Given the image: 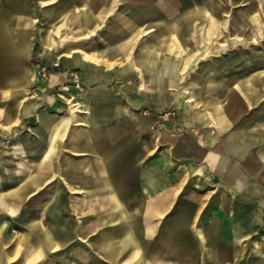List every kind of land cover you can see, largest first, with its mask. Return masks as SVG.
<instances>
[{
    "label": "rangeland",
    "instance_id": "obj_1",
    "mask_svg": "<svg viewBox=\"0 0 264 264\" xmlns=\"http://www.w3.org/2000/svg\"><path fill=\"white\" fill-rule=\"evenodd\" d=\"M71 1L48 0L42 6L41 0H27L38 15L36 55L30 63L32 93L48 83L53 68H60V64L50 67L40 54L41 28L51 26L54 29L62 22L61 18L49 13L64 6L69 14L88 11V8L73 5ZM101 1V22L90 28L92 34L87 37L85 47L75 46V50L84 49L92 59L85 66L81 61L83 54L74 51L73 66L69 69L71 80L58 87L55 95L65 103V114L88 115L91 110L98 109L112 115L115 122L110 125V133L106 134L109 140L102 143L105 145L103 153L108 163L118 164L102 168L110 174L120 203L128 211L134 227L141 236L158 244L159 258L167 262L154 264H205L204 259L208 260L206 264H264V197L253 195L254 185L251 190L230 185L214 172L209 163L190 159L187 153L181 152L188 139L209 148L210 138L217 136V128L212 124H192L193 112L206 111L204 102L192 97L193 88L199 90L201 97L216 96L225 100L227 95L234 93L233 84L227 80L235 70L246 67V74L256 77L264 73V64H258L264 54V38L235 44H229L228 40L233 34V23L240 27L235 16L247 17V12L251 16L254 5L260 0H112L109 4ZM200 7L215 8L221 25L228 28L227 33L217 38L218 44L209 48L208 55L205 53L208 46L197 45L194 54L198 55L186 70H182L183 63H180L174 72H164L165 59L174 56L177 50L173 52L172 47L163 44L171 39L167 34L165 39L161 37V15L167 14L168 23L176 22V26L182 28L184 32L179 34L178 42L185 45L193 43L195 36L205 34L210 25L207 18L189 19L187 10ZM136 20H142L144 27L140 28L136 43H133L139 46V50H144L150 62L149 70L135 62L137 47L134 44L121 53L116 47L118 39L104 37L113 22L128 28ZM254 28L253 24L243 27L239 35L251 33ZM74 30H78L74 35L76 41H82L77 38L82 34L80 26H72L68 33L58 38L60 43L52 52L54 55H65V42L61 40L66 36L71 38ZM219 44L225 46L219 47ZM170 45H173V39ZM158 47L169 51L158 52ZM210 65L214 70L210 71ZM223 105L226 107L228 103ZM261 110H264V96L259 104L238 119L235 127L253 120ZM14 136L13 133H0V141L12 143ZM57 184L59 182L55 180L48 182L41 192L32 195L22 205L32 210L37 206L38 213L51 205L63 208L64 212L56 219L59 231L76 240L67 250L60 251L59 257L70 255L71 250L91 249L84 244L98 237L97 214L79 212L84 203L83 192L79 189L68 188L55 204L52 188ZM158 209L166 213L155 214ZM6 218L11 235L29 233L13 217ZM158 221H161L160 226H157ZM111 227L106 225L107 232ZM197 227L206 238V247L201 245L202 237L198 236ZM83 238H87L86 242ZM161 238L162 241H158ZM217 257L229 261H211ZM61 258L71 260L72 257Z\"/></svg>",
    "mask_w": 264,
    "mask_h": 264
},
{
    "label": "crops",
    "instance_id": "obj_2",
    "mask_svg": "<svg viewBox=\"0 0 264 264\" xmlns=\"http://www.w3.org/2000/svg\"><path fill=\"white\" fill-rule=\"evenodd\" d=\"M103 1L107 4L113 2ZM101 2L72 0L71 4L88 8V11L79 15L74 12L69 14L65 6L49 13L52 17L61 18L63 23L54 29L51 26H47V29L41 28L40 54L50 67L60 64V68H53L48 83L32 93L30 63L36 55L38 33L35 27L38 15L27 0H0V133L15 134L12 143L0 141V264L167 263L159 258L160 253L158 247L156 248L158 244L141 236L134 227L128 211L120 203L110 174L102 168L118 164L108 163L103 153L104 144L109 140L106 134L110 133V125L115 122L112 115L98 109L91 110L88 115L65 114V103L55 95L58 87L71 80L69 69L73 66L74 51L83 54L81 61L85 66L92 59L84 49L75 50V46L85 47L87 37L92 34L90 28L101 22ZM47 3L48 0H41L42 6ZM251 13L250 16L247 12V17L242 14L235 16L240 27L233 23V34L228 36L229 44L250 39L260 41L264 38V0L256 3ZM187 14L190 20L207 18L210 25L205 34L195 36L193 43L187 42L184 45L178 42L179 34L184 32L182 28L177 27L176 22L172 25L168 23L167 14L161 15V37L165 39L167 34L171 39L163 44H168L170 49L172 47L173 52L177 50L174 56L170 55L169 59H165L166 73L174 72L180 63H183L182 70H186L198 55L194 54L197 45L208 46L205 52L208 55L209 48L218 44L217 38L228 31V28L221 25L220 16L213 7L187 10ZM231 20L234 21L233 16ZM252 24L255 28L251 33L239 35L243 27H250ZM72 26H80L82 34L77 38L82 41H76L74 35L78 30H74L71 38L66 36L61 40L65 42V55H54L52 52L60 43L58 38L68 33ZM141 27H144L142 20L134 21L128 28L113 22L112 28L104 37L118 39L116 47L124 53L136 43ZM70 39L72 41L69 42ZM172 39L173 45H170ZM223 46L225 44H219V47ZM138 47L135 62L141 68L151 69L144 50H139ZM156 49L162 53L169 51L165 47ZM235 60L236 57L232 58L233 62ZM260 63L264 64V54L260 57L258 64ZM211 67L210 65L209 69ZM212 70L213 67L210 71ZM246 71V67L241 71L235 70L233 76L227 80L233 84L234 93L227 95L225 100L216 96L201 97L199 90L193 88L192 97L204 102L206 111L193 112L192 124H212L217 128V136L210 138L209 148L188 139L181 152L187 153L190 159L209 163L214 172L230 185L235 184L241 189L249 187L250 190L253 188L251 185H254L253 195L264 197V110L259 111L253 120L235 127L238 119L250 111L251 107L259 104L264 96V73L256 77L246 74ZM225 102L228 103L226 107L223 105ZM53 180L59 182L52 188L55 204L68 188L73 191L79 189L83 192L84 199L79 212L97 214L95 223L99 229L98 237L88 242L87 238H83L86 242L84 245L91 249L71 250L70 255L60 256L72 257L71 260L60 259L58 256L60 251L67 250L76 240L65 237L59 231L56 219L64 212L63 208L51 205L38 213L39 207L32 210L22 205ZM164 213L165 210L161 209L155 211L157 215ZM6 216L13 217L29 233L11 235L10 224L5 221ZM160 224L161 221H158L157 226ZM106 225L112 226L108 232ZM196 230L198 236L202 237L201 228L197 227ZM158 241H162V238ZM206 242V238L202 237L203 247H206ZM213 260L229 261L223 257L211 261ZM206 262L208 260L204 259L205 264Z\"/></svg>",
    "mask_w": 264,
    "mask_h": 264
},
{
    "label": "bare ground",
    "instance_id": "obj_3",
    "mask_svg": "<svg viewBox=\"0 0 264 264\" xmlns=\"http://www.w3.org/2000/svg\"><path fill=\"white\" fill-rule=\"evenodd\" d=\"M259 23H261L260 21H259ZM183 55V54H182Z\"/></svg>",
    "mask_w": 264,
    "mask_h": 264
}]
</instances>
